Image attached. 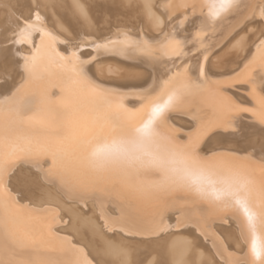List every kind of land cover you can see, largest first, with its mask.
I'll use <instances>...</instances> for the list:
<instances>
[{
	"label": "snow or ice",
	"instance_id": "obj_1",
	"mask_svg": "<svg viewBox=\"0 0 264 264\" xmlns=\"http://www.w3.org/2000/svg\"><path fill=\"white\" fill-rule=\"evenodd\" d=\"M242 2L185 0L174 9H185V18L199 10L215 22L240 9ZM260 15L264 17V8ZM36 31L41 30L35 23L25 21L13 43L31 44ZM203 34V27L194 34L201 45ZM46 37L50 33L41 32L40 46L24 57L25 82L0 103V119L12 117L0 125V197H8L0 198V208L10 212L14 198L8 192L7 177L20 163L37 167L46 179L54 175L62 181L75 179L114 196L125 202L130 218L192 198L193 203L231 214L248 245L245 256L229 251L226 245L217 246L224 264H264V161L257 169L244 163L248 156L200 154L205 139L216 132L247 141L254 129L243 126L246 118L259 125L264 152V48H257L258 55L227 85H246L247 105L228 95L223 82L209 81L199 64L195 79L186 65L158 89L137 96L139 107L130 108L123 102L125 96L102 88L88 75L85 68L91 61L81 60L76 52L69 58L61 56V65H54L51 58L45 61L41 48ZM124 43L132 46L134 42ZM96 47L107 48V44ZM186 47L187 42L170 31L155 49L144 42L139 51L155 53L156 59L182 60L189 55ZM53 79L59 81L55 101L50 95ZM182 109L189 110L195 121L184 140L176 129L167 128L170 113ZM35 218L44 217L36 213ZM8 223V218H0V246L6 254L0 264H81L79 260L42 258V252L57 251L48 238L50 232L46 235L35 226L9 229Z\"/></svg>",
	"mask_w": 264,
	"mask_h": 264
},
{
	"label": "bare ground",
	"instance_id": "obj_2",
	"mask_svg": "<svg viewBox=\"0 0 264 264\" xmlns=\"http://www.w3.org/2000/svg\"><path fill=\"white\" fill-rule=\"evenodd\" d=\"M185 0H0V103L25 82L24 57L40 46L41 56L54 65L76 52L81 60L91 61L85 68L102 88L125 96L124 104L139 107L137 96L158 89L177 70L190 66L195 79L197 65L203 64L209 81H221L224 90L241 104H249L247 86L232 84L257 48H264V0H243L241 8L221 20L210 21L197 11L185 18ZM251 9V10H250ZM191 12V9H188ZM40 19L36 20V14ZM171 17V18H170ZM247 17V18H245ZM35 23L41 31L32 34L31 44L13 43L24 22ZM205 34L194 38L196 29ZM187 42L182 58L156 59L139 49L144 42L155 49L168 32ZM134 42L126 46L125 41ZM113 41L114 43H109ZM96 47V45H105ZM59 54V55H57ZM207 56V61L204 57ZM59 75V69H57ZM58 80L51 81L50 95L59 98ZM12 119L6 115L0 125ZM195 121L187 109L170 113L167 128L176 129L181 140ZM243 126L254 129L247 141L228 132H216L205 139L200 154L232 153L248 156L250 168L264 161L259 125L246 118ZM44 168L48 164L43 165ZM7 189L14 198L10 212L0 208V218H8L7 227L43 230L57 251L41 253L44 259L79 260L81 264H224L217 246L245 256L248 245L231 214L217 212L192 198L146 210L130 218L125 202L75 179L59 176L45 178L37 167L20 163L7 177ZM8 200L7 196L0 197ZM44 218L37 220L35 214ZM31 217V219H29ZM16 221V223H13ZM225 221H227L225 223ZM6 254L0 246V259Z\"/></svg>",
	"mask_w": 264,
	"mask_h": 264
}]
</instances>
